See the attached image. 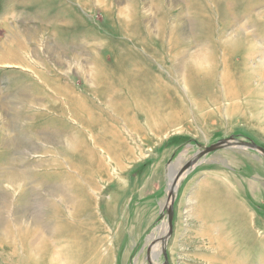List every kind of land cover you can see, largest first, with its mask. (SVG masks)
Masks as SVG:
<instances>
[{"label":"rangeland","instance_id":"1","mask_svg":"<svg viewBox=\"0 0 264 264\" xmlns=\"http://www.w3.org/2000/svg\"><path fill=\"white\" fill-rule=\"evenodd\" d=\"M263 60L264 0H0V264H162L173 170L233 135L264 147ZM207 162L199 183L244 175L264 209L259 155ZM195 181L170 264H264V214L212 234Z\"/></svg>","mask_w":264,"mask_h":264},{"label":"crops","instance_id":"2","mask_svg":"<svg viewBox=\"0 0 264 264\" xmlns=\"http://www.w3.org/2000/svg\"><path fill=\"white\" fill-rule=\"evenodd\" d=\"M208 163L209 162L199 164L187 176L181 185L177 199L181 196L180 192H182L184 184H186V182H190L191 180H196V187L192 190V196H194V199H196L195 201L199 203L200 210L202 208L204 211L202 213L203 221L205 222L204 226L211 229L212 234H215L217 229L226 230L225 233L227 234V237L230 238L229 242L231 240H235L237 242L239 239L248 237L249 229L258 225L259 218L261 216L258 212H262V214H264V209L260 206L256 208L257 210L249 206L248 196L250 195L252 197L251 200L255 199V201H257L259 190L255 186L247 189L242 182V177L244 175H241V179L237 180V177L239 176L234 174L233 175L235 177L229 176L227 178H221L215 176L214 174H209L206 179H202L199 183L198 178L202 174L200 168ZM223 175L228 174L223 173ZM205 183H207V185ZM245 183H247V181H245ZM200 188L202 189L200 190ZM261 198L263 199V196H261ZM177 204L178 201L176 206ZM176 221L177 216L174 220V228ZM233 236L234 239L232 238ZM226 241L224 240L223 242Z\"/></svg>","mask_w":264,"mask_h":264},{"label":"water","instance_id":"3","mask_svg":"<svg viewBox=\"0 0 264 264\" xmlns=\"http://www.w3.org/2000/svg\"><path fill=\"white\" fill-rule=\"evenodd\" d=\"M198 147L199 151L195 154V156L181 167L179 172L174 176L173 182L171 184L170 182L168 183L166 203L163 206L161 213V220H163L164 223L162 226H160L163 228L165 233L162 237L153 242L149 241V235L152 230L148 233L147 257L149 261L152 259L151 246L153 243L158 241L157 243L160 245V255L164 259L162 264H170L168 257V245L174 233L175 204L177 197L183 181L199 164H201L202 161L215 153L228 149L249 151L259 155L264 160V147L258 145L253 140H247L241 136L233 135L213 143L210 146H204L200 144Z\"/></svg>","mask_w":264,"mask_h":264},{"label":"bare ground","instance_id":"4","mask_svg":"<svg viewBox=\"0 0 264 264\" xmlns=\"http://www.w3.org/2000/svg\"><path fill=\"white\" fill-rule=\"evenodd\" d=\"M246 29V28H245ZM200 55V54H199ZM201 60V59H200ZM264 61V60H263ZM179 167L178 168H176V169H174L173 171V175H172V177H171V180H170V184L173 182V178H174V176L177 174V172H179ZM162 230V229H161ZM164 233H165V231H163L162 233H161V235L160 236H158L157 234H152L150 237H149V241H155V240H157V239H159L160 237H162L163 235H164ZM158 242V241H157ZM157 242H155V243H153V245L151 246V257H152V259H153V261L155 262L156 260H158V258L160 257V250L159 251H156V249L158 248L157 247V245H158V243ZM156 251V252H155ZM55 255L57 256V254H56V252H55ZM55 256V257H56ZM158 262V261H157Z\"/></svg>","mask_w":264,"mask_h":264}]
</instances>
